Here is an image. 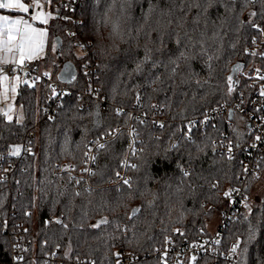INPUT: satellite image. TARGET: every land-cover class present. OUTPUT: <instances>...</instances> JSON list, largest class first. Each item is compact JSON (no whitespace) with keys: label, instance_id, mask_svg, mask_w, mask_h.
Returning <instances> with one entry per match:
<instances>
[{"label":"trees","instance_id":"1","mask_svg":"<svg viewBox=\"0 0 264 264\" xmlns=\"http://www.w3.org/2000/svg\"><path fill=\"white\" fill-rule=\"evenodd\" d=\"M57 2L50 0L55 12L50 49L33 63L73 90L95 86L106 114L100 116L96 102L75 93L58 104L49 102L48 83L19 84L15 103L21 120L0 114V170L10 169L0 175V264H113L118 251L140 259L133 264H162L152 253L166 241L196 240L227 207L223 190L228 187H242L244 198L223 242L239 243L236 264H264V188L245 207L264 178V162L255 174L245 175L238 155L230 160L218 149L221 139L245 141V124L229 123L227 116L204 131L189 124L207 108L236 99L237 89L249 91L246 78L236 80L235 74L264 65V59L248 53L259 40L252 24L264 25L259 14L250 13H259L261 4L152 0L150 11L147 0H76L74 10L57 8ZM113 24L119 25L118 35L112 34ZM78 40L91 43L94 52L80 56ZM181 52L186 59H178ZM153 59L175 63L152 69L154 79L146 80ZM64 64L71 65L75 80L60 79ZM87 64L93 67L90 74ZM117 109L124 111L117 115ZM141 110L145 115L139 120L135 114ZM154 112L163 128L152 124ZM130 123L139 150L136 167L126 172L129 187L118 182L116 173L127 151L124 128ZM118 128L123 130L97 153L89 188L56 172L62 163L80 169L85 146ZM189 135L198 145L190 163ZM173 144L179 150H171ZM105 218L111 223L92 227ZM15 244L17 260L12 259Z\"/></svg>","mask_w":264,"mask_h":264},{"label":"built area","instance_id":"2","mask_svg":"<svg viewBox=\"0 0 264 264\" xmlns=\"http://www.w3.org/2000/svg\"><path fill=\"white\" fill-rule=\"evenodd\" d=\"M76 0H58L57 8H68L70 10L75 9ZM264 29V25H260ZM259 33V40L255 41L250 49L248 50L249 54H255L261 59H264V33ZM83 45V46H81ZM77 51L80 56L90 55L94 52V48L91 43H84L80 40L76 44ZM88 66V67H87ZM87 72L90 74L93 67L91 64H87ZM0 76H7L9 79L20 78L23 82H27L30 85H35L39 82L48 83L52 90V95L49 99L54 101L55 104H58L60 100L65 96H70L73 93L77 94L78 98H87L97 103L95 108L97 113L100 116L106 114V107L103 104L104 98L99 93L98 89L95 86L88 85L82 91L73 90L69 84L53 79L51 74L47 70H41L38 66L34 65L31 61H25L23 65H14L13 63H5L0 66ZM235 79L246 78L248 89H237L236 90V99L229 103H222L220 106L208 108L204 112L190 121V126L193 129H198L199 131H204L208 126L214 125L219 118L227 116L228 122L231 123L237 115V118L242 120L241 123L245 124L244 135L245 141L243 142H232L227 139H221L218 144V149L225 156H229V145L232 146L231 155L233 158L239 156L241 164H243L244 169H250V172H245V175L255 174L259 168L257 161H260L261 158H264V96L260 95V92L264 90V65L256 66L251 71H243V69L238 70L235 74ZM83 107V106H81ZM55 109H52L54 112ZM124 110L121 109V112ZM51 114V113H50ZM49 114V115H50ZM144 111L141 110L136 113L135 116L137 119L144 118ZM152 124L158 126L163 122L162 118H158L156 113H153ZM234 116V118H233ZM142 118V119H143ZM128 134L127 139V151L125 156L122 158L120 165L121 171L119 176H117L118 182H123L127 179V169L129 166L133 165L136 153L139 150L135 146V131L132 123H130L126 128H124ZM123 130V128H118L115 131H109L111 135H104L98 138L95 141H91L85 146V154L80 169H76L73 164L62 163L56 166V172H65L69 174L72 178L77 181L84 182L85 186L89 188V177L91 176L89 172L92 173L93 156H97L98 151L101 149L100 144H105L110 139H113L114 136ZM256 136H260L261 140L257 141ZM131 145V147H130ZM255 145V146H253ZM135 152V154H133ZM2 157L0 156V161ZM88 171H85V170ZM10 173L9 168H4L0 170V175H7ZM233 189H238V192L232 191ZM231 193L228 196V205L227 207L220 212V217L218 218V226L212 233H205L203 230H200V235L198 238L193 241H187L183 239L181 242L176 243L175 240L167 242L163 247L156 249L152 254L154 257L158 258L162 264L163 262V253L167 251V264H183L187 260H192V257L196 258H210V264H219L220 262L224 264H236L237 262V252L234 254L231 251V247L234 244L232 243L226 247L224 244V234L229 226V224L236 219L239 207L243 203V189L242 187L235 188H225L223 193ZM53 220H57L54 218ZM7 229L5 228L4 231ZM180 240V239H179ZM178 240V241H179ZM219 240L220 243H216ZM22 247L25 246V243H21ZM15 250L12 254V259L17 260L21 256L19 253V245L15 244ZM228 248V250H226ZM159 250V251H157ZM120 256L114 254L113 264H133L134 262L139 261L140 259L130 252L127 251H118ZM227 257V259H226ZM195 260L193 262H195ZM192 262V263H193ZM53 264H56L53 261Z\"/></svg>","mask_w":264,"mask_h":264},{"label":"snow or ice","instance_id":"3","mask_svg":"<svg viewBox=\"0 0 264 264\" xmlns=\"http://www.w3.org/2000/svg\"><path fill=\"white\" fill-rule=\"evenodd\" d=\"M147 2L150 5L149 10H152V0H147ZM216 3H219L220 0H215ZM231 3L235 4L237 3V0H230ZM245 2H251V3H260L261 4V10L259 13L253 12L250 13V16H257L258 14L262 19H264V0H241V5ZM43 7V5L40 3V0H31V3H26L25 0H0V10H6L9 15H2L0 14V50L7 51L13 54L18 53L19 58L14 59L12 63L14 65H23L26 60H32L33 58L39 57L45 50V38L48 35L47 29L42 27H37V24H43L47 25L49 23L50 14H46L44 12L39 11V9ZM15 16L16 18H12ZM252 27H254L257 32L264 33V29L260 27L258 24H252ZM112 34L118 35L119 34V25L113 24L112 25ZM255 42V41H254ZM83 46V45H81ZM55 51V49H53ZM149 57L145 56V61L147 62ZM178 59H186L185 54L183 52L179 53ZM6 61L3 57H0V66L4 65ZM175 62L171 59L169 60L168 64H174ZM163 64L162 61L157 60H151V68H149L148 75L146 76V80L149 78H153L152 75V69H159V67ZM168 64H163V66L167 69ZM71 65H66V69L70 68ZM138 71L142 72L143 69L138 66ZM172 72H175V68L171 69ZM73 80H75V76L72 77ZM8 80L9 78L7 76H0V98L7 99L9 87H8ZM18 80V78H17ZM229 80H231V77H229ZM25 83H27L25 81ZM32 86V85H29ZM231 91V88L229 89ZM11 92H16V86H11ZM113 92H115V88L113 89ZM261 96H264V90L260 92ZM139 99V97H137ZM12 111V107L9 104L8 112L4 113L8 117L9 120H11V116L9 113ZM121 113V109L116 110V114L119 115ZM127 115V113H125ZM51 119V118H50ZM143 123V121H141ZM160 128L164 127L163 123H160ZM105 135H111L110 132H106ZM122 135V134H121ZM136 138L138 139V133L136 134ZM255 139L257 141L261 140L260 136H256ZM186 140L188 144L191 147H186L185 152L188 154V161L189 163L195 159L191 155V152L194 148H198V145L195 144L192 137L189 135L186 137ZM255 146V145H253ZM99 147L101 149L105 148L104 144H100ZM131 147V145H130ZM171 150H179V145L173 144L171 146ZM19 148H16L11 154L12 155H18L19 154ZM229 156L228 159H233L231 155L232 146L229 145ZM135 154V152H133ZM96 157H92V161L95 162ZM261 162H264V158H261L260 161H257L256 163L259 164ZM133 168H135V165H132ZM241 168H244L243 164H241ZM85 171H88L87 169ZM245 172H250V169H244ZM90 175H94L95 173L89 172ZM117 176H119V173H116ZM183 177L189 176V172L187 170L183 171L182 173ZM76 183H80V181H76ZM124 185H128L129 187L130 182L125 179L123 180ZM212 188H216L217 185L213 184L211 186ZM232 191L238 192V189H233ZM76 195H79V193H76ZM231 193L226 192L225 196H230ZM245 207H249L247 204ZM136 212H139V209L134 210ZM131 220L132 217H129ZM59 222V221H58ZM111 223L106 218L102 219L100 223L93 225L94 228H101L102 225H106ZM118 230L124 231L126 229H120V226H116ZM183 235V233H181ZM127 239V238H126ZM170 242V241H166ZM216 243H220L219 240L216 241ZM239 243L232 245L231 251L232 253H236L238 251ZM159 251V250H157ZM117 258L120 256V253L115 254ZM163 262L164 264H167V251L163 253ZM193 260H195V257H192ZM227 259V257H226ZM94 264V262H92Z\"/></svg>","mask_w":264,"mask_h":264},{"label":"rangeland","instance_id":"4","mask_svg":"<svg viewBox=\"0 0 264 264\" xmlns=\"http://www.w3.org/2000/svg\"><path fill=\"white\" fill-rule=\"evenodd\" d=\"M31 2H29L30 4ZM40 3L43 5V7H41L39 9V11L41 12H44L46 14H50V18H49V23L47 25H43V24H37L36 26L37 27H42V28H46L47 29V32L50 34V30H49V25L50 23L52 22V20L54 19V16H55V12L53 10H51L50 8V0H40ZM5 12V13H4ZM0 14L2 15H8L9 13L6 11V10H0ZM18 57L19 54L16 53V54H13V53H10V52H7V51H3V50H0V57H6L7 59L10 58V57ZM38 59V58H36ZM13 81H16L17 78H13L11 79ZM20 83H22V79L20 80ZM9 82V81H8ZM2 89H0L1 91ZM16 93V92H15ZM236 96V95H235ZM2 100V98H1ZM3 101V100H2ZM6 101V100H5ZM224 103H227V102H224ZM6 110L3 111V115L4 113L8 112V107H9V104L11 105L12 107V111L9 113V115L11 116V119H16L17 121L18 120H21L22 118V112H21V109L20 107L16 104V103H11V102H6ZM222 104V103H221ZM221 104L219 105H216V106H213V107H217V106H220ZM211 107V108H213ZM208 109V108H207ZM6 118H8L6 115H5ZM234 118V116H233ZM236 119H234L233 121L239 123V125H241L242 123V120H240L239 118H237V115L235 116ZM232 121V122H233ZM264 188V178L259 181L254 187L253 189L251 190L250 192V195H249V198L247 199V205L251 206L255 201L256 199L258 198V196H260V194L262 193V189ZM220 217V214L216 215L207 225V228L205 230H203L205 233H212L215 231V229L217 228L218 226V218ZM184 238L180 239L179 241L178 240H175L176 243H179L183 240ZM187 241H195L193 239H188V238H185ZM232 243H236V242H231L230 244ZM230 244H226V247L229 246ZM226 250H228V248H226ZM198 259V258H196ZM202 259H205L206 260V264H210L211 262V259L210 258H202ZM194 261V260H193ZM192 260H187L184 262V264H194L195 262H193ZM193 262V263H192ZM205 263V262H204ZM221 264H224L221 262Z\"/></svg>","mask_w":264,"mask_h":264},{"label":"crops","instance_id":"5","mask_svg":"<svg viewBox=\"0 0 264 264\" xmlns=\"http://www.w3.org/2000/svg\"><path fill=\"white\" fill-rule=\"evenodd\" d=\"M30 2H31V0H30ZM12 18H16V17L13 16ZM50 44H51V35H49V33H48V35L45 38V50H44V52L39 57H37L38 59L33 58L32 60H27V61L33 62V61H37V60L42 59L46 55V53L48 52V50L50 49ZM3 58L6 61V63H12V61L14 59H18L19 56L18 57L17 56L16 57H10L8 59L6 57H3ZM41 70H46V69L41 68ZM19 79L20 78H18V80H16V81H13L11 79L8 80L9 81L8 82V87H9L8 97H7V99H3L2 98L3 101L0 98V114H3V111L6 110V104H5L6 102H11V103L13 102V103H15V98H16L17 90H18V87H19V84H20ZM13 85L16 86V93H12L11 92V86H13Z\"/></svg>","mask_w":264,"mask_h":264},{"label":"water","instance_id":"6","mask_svg":"<svg viewBox=\"0 0 264 264\" xmlns=\"http://www.w3.org/2000/svg\"><path fill=\"white\" fill-rule=\"evenodd\" d=\"M56 40L58 41V38H56ZM66 65L67 64H64L63 65V69H62V72L60 73V75H59V77H60V79L61 80H63V81H66V80H68V78H70V79H72V75H73V72L71 71V69L70 68H67L66 69ZM238 65H235V66H233L232 67V71H234L235 69H236V67H237Z\"/></svg>","mask_w":264,"mask_h":264}]
</instances>
